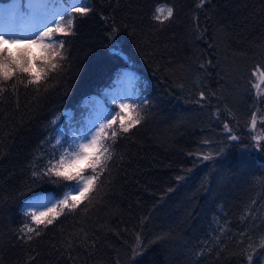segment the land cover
I'll list each match as a JSON object with an SVG mask.
<instances>
[{"label":"trees","instance_id":"trees-1","mask_svg":"<svg viewBox=\"0 0 264 264\" xmlns=\"http://www.w3.org/2000/svg\"><path fill=\"white\" fill-rule=\"evenodd\" d=\"M56 1L69 12L75 3ZM162 4L174 15L160 23ZM75 6L92 10L72 13L70 35L53 33L64 57L56 69L43 49L38 84L20 72L0 80V264H262L264 140L258 147L251 120L264 135V88L254 86L264 71V0ZM125 66L137 72L131 105L143 119L104 141L112 159L89 200L36 225L22 204L66 182L43 174L57 156L49 137L78 127L85 97ZM25 225L39 235L22 234Z\"/></svg>","mask_w":264,"mask_h":264},{"label":"snow or ice","instance_id":"snow-or-ice-1","mask_svg":"<svg viewBox=\"0 0 264 264\" xmlns=\"http://www.w3.org/2000/svg\"><path fill=\"white\" fill-rule=\"evenodd\" d=\"M82 0H75L74 4H70L68 7L71 8V12L68 11V8H65L63 13L59 14V20L52 19L49 23L54 24L55 27H49L48 24H43L42 30H37V34L33 36H23L19 37L15 33L10 31L0 30V80L8 81L13 76L20 73H28L32 77L28 82L38 84L42 80V76L38 73H34L29 66V60L26 53L30 45H36L37 47L43 48L47 51L46 62L51 65V68L54 70L57 68V64L53 63L57 57L63 59L61 52L54 48L52 43H45L46 40L52 39L53 33L63 34L64 36L70 35V29L73 26V17L72 13L79 14V16H86L92 9L89 7H76V3H81ZM204 0H201V6L203 5ZM166 13V14H165ZM174 15V9L172 7L159 6L155 9L153 14V19L163 23L164 21L172 18ZM68 17L67 27L63 24L65 17ZM27 42L25 44L24 50L18 49L21 51V55H16L13 53L11 46H19L21 43ZM59 48H64V40L60 39ZM43 71V69L41 70ZM260 82L264 83V71H259ZM259 89L260 84L255 85ZM201 97H204V93H200ZM199 103V101H197ZM146 103V101H145ZM121 109H129L132 111L129 112L126 118L121 120L120 123V132L112 131L111 135L104 131L105 125H101L100 129L92 135L91 139L86 143H79L75 145V150L68 152L65 150V153L59 157L55 162H49V165L46 166V171L44 175L50 177L54 176L58 181H75V185L72 190L68 191L63 199L59 200L57 203L60 207V210L63 211L67 209L69 211H74L77 207L86 200L90 199V194L94 192L97 188L101 175L106 170L107 162L112 159V152L110 147L106 146L105 140L115 141L120 133H128L130 129L134 128L136 125L140 124L143 117L136 110L135 105L121 104ZM113 122H109L107 127L111 128ZM257 120L255 115H253L251 120V128L255 130ZM227 129L228 126L225 125ZM230 131V130H229ZM232 140L238 139L236 136L230 137ZM254 140L257 143V146H260V142L264 140V136H256ZM223 153H217V155H222ZM211 157L205 156L204 159H210ZM91 170L92 175H85V172ZM35 174V173H34ZM179 179V178H178ZM75 192V194H73ZM44 208L45 211H36L34 209ZM26 215H30L32 221L36 225L41 224H52L56 216L59 215V212H56L55 208H48L46 204L39 201L33 202L29 205L28 212ZM52 214L51 218H48ZM39 235L36 232V229L25 225L21 229L22 234L33 233ZM27 239L31 240L32 236L28 235ZM250 259V257H249Z\"/></svg>","mask_w":264,"mask_h":264},{"label":"rangeland","instance_id":"rangeland-1","mask_svg":"<svg viewBox=\"0 0 264 264\" xmlns=\"http://www.w3.org/2000/svg\"><path fill=\"white\" fill-rule=\"evenodd\" d=\"M22 2L20 0H11L4 4L0 3V30L10 31L19 37L33 36L37 34L38 29L42 30L41 26L43 24H48L49 27H55V25L49 23V21L52 19L59 20V14L63 13L66 7L56 0H51L48 3H44L43 0H25V2ZM160 6L168 7L166 5ZM26 43L25 41L22 44V50H24ZM45 43H49V40H46ZM17 48L18 46L14 45L12 51ZM28 50L29 51L25 53L26 56L30 53L37 58L42 53L43 48L30 45ZM258 73L259 72L256 71L254 86L260 84V87L259 89L255 87L256 91L263 90L264 88V83L260 82ZM136 78L137 74L132 68L124 67L116 74L114 83L105 88L104 91L107 92L108 97L103 98L97 93L85 97L81 104L86 106V109L84 115L79 119L78 127L73 130V133L70 132L65 135V137H58L56 139L52 137L49 143V150H52L51 153L57 154L54 159L52 158L54 162L65 153V150L72 152L75 150V145L86 143L90 140L92 135L100 129L101 125H105L104 131H107L109 128L107 125L111 121L113 122L112 129L120 128L121 120L126 118L129 114L125 111H130L131 108L127 110L123 109L122 111L118 109V105L127 104L131 106V100L135 94L134 82ZM107 98L112 102L111 104L107 103ZM253 135L254 137L264 136L258 130H253ZM59 140L63 144H60ZM85 175L92 174L90 170H88L85 172ZM73 187V183L66 181L59 194L52 192L37 194L26 201L24 209L28 212L29 205L35 201H39L46 204L48 208H55V210H57L59 208L57 202L63 199L64 195L72 190ZM73 194H75V192H73ZM34 210L45 211L44 208ZM262 264H264V258Z\"/></svg>","mask_w":264,"mask_h":264}]
</instances>
